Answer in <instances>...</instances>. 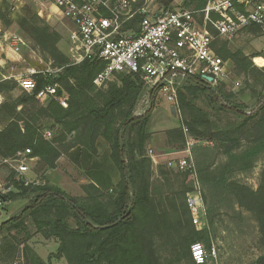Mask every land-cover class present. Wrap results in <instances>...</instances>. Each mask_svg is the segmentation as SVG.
Segmentation results:
<instances>
[{"label":"trees","instance_id":"1","mask_svg":"<svg viewBox=\"0 0 264 264\" xmlns=\"http://www.w3.org/2000/svg\"><path fill=\"white\" fill-rule=\"evenodd\" d=\"M159 1L166 10L175 8L172 0ZM206 3L207 0H182L180 6L202 9ZM141 19L138 16L135 23ZM35 29L34 38L57 62L55 65L63 69L56 75H40L36 92L25 91L8 109L10 121L0 129V156L15 158L29 148L30 157H37L47 169H54L58 159L66 154L91 181L83 186L86 199L70 195L58 185L47 182L25 185L14 179L20 192L11 198L0 195L1 200L31 197V201L0 224V235L13 229L24 230L26 220L32 218L38 231L58 240L57 250L50 258H64L68 264H164L163 260L167 264L183 260L194 263L191 245L200 240L209 249L211 245L208 233L195 229L186 202L188 192L195 189L189 179L193 172L175 171L160 164L154 179V163L147 152L156 90L151 92L148 110L134 115L144 90L138 74L115 73L121 76L119 81L98 89L94 79L105 69V62L91 59L70 62L57 46L58 33ZM248 29L260 31L261 26L252 25ZM216 51L224 59L232 60L240 71L258 70L254 68L255 56L242 49L232 51L223 45ZM259 70L264 78V67ZM12 84L16 81H2L0 90L11 89ZM47 84H58L59 94L62 86L67 90V107L51 96L45 98H51L46 104L36 98L38 90ZM201 95L213 109L232 112L241 120L225 127L217 125L211 114L196 103ZM233 98L234 94L226 92L222 85L212 86L200 76H190L178 94L184 124L167 130V141L172 149L184 148L186 126L192 136L215 141L224 148L227 159L217 163L216 147H195L197 175L214 194L227 192L240 207L254 213L260 243L264 245V167L256 190L231 178L233 171L252 167L264 149V91L251 112L245 110L243 103L232 101ZM18 106L22 108L18 110ZM47 130L51 131V138L45 136ZM100 138L110 146V163L98 160ZM115 171L120 174L117 183L113 180ZM13 245L4 242L2 249L7 252L12 248L15 253ZM163 248L170 253L165 255ZM23 252L28 264L41 263L40 256L30 255L32 250L26 243ZM254 264H264V255Z\"/></svg>","mask_w":264,"mask_h":264},{"label":"rangeland","instance_id":"2","mask_svg":"<svg viewBox=\"0 0 264 264\" xmlns=\"http://www.w3.org/2000/svg\"><path fill=\"white\" fill-rule=\"evenodd\" d=\"M181 1L182 0H176L174 6L179 7ZM200 21L202 22L201 17ZM0 25L5 33L11 34L17 32L23 36L28 43V46L22 51L21 59L12 54V51L8 49V47H5L4 50L0 49V55L2 54L3 58L6 59V61L0 65V77L1 74H8L17 70L24 71L27 68L43 67L44 65L37 58L31 56L33 53L40 57L46 64L52 63L51 66L53 67H62L55 65L57 62L41 47L38 43V39L36 40L34 38V36L37 37V33H34V30H36L35 28H40V30L48 29L50 32L58 33L60 36L57 43L58 48L68 57L70 62H73L72 53L70 52L71 41L69 34L71 33V29L72 31L75 29V26L62 10L58 9L57 6L50 1L0 0ZM223 45H228L232 51L242 49L246 54L255 56L253 58L254 68L258 70L252 69L249 72H243L237 68L232 60L225 59L228 62L227 74L222 81L212 86L222 85L226 92L234 94L232 101L243 103L245 105V110L251 112V110L258 105L260 95L264 91V78L259 70L263 68L264 65H259L255 61L257 56L264 58V26H261L260 31L245 29L232 39L218 36L214 42L215 50ZM120 78L121 76L119 74H114L104 85H95L98 89H105L108 87L109 82L119 81ZM24 93L26 92L18 86L17 82L11 89L0 90V129L5 127L10 121V107L14 105L15 101ZM60 95L66 96L69 99V93L63 86ZM50 99L51 98L40 100V102L46 104ZM196 103L208 111L211 114V119L221 127L228 126L233 122H239L241 120L232 112L213 109L209 106L204 95L197 97ZM150 104L151 89L144 84V90L139 98L134 115L137 114L138 106L142 105V108L148 110ZM153 106L150 129L155 130L153 132L156 135L152 136L153 139L150 140V142H153L161 149L163 148V141L166 140L165 131L175 124L180 123L183 125L185 118L180 110L179 101L171 102L162 93L155 96ZM17 108L20 110L22 106H18ZM44 134L47 138H51L52 136V134L50 136L46 133ZM189 138L191 140L190 148L193 155L195 147L209 146L210 148H217V163L227 159V154L223 151L224 148L219 147L215 141L195 135L192 136L190 133ZM187 140L188 138H186L185 147L187 146ZM105 143L106 141L104 144ZM104 144L101 143L100 145L98 160L106 164L107 162H112V160L110 153L107 152V146ZM148 155L152 157L149 152ZM182 156H184V153L179 154L177 158ZM10 159H3L0 156V195H5L9 198L13 197L15 193L20 192L13 181L19 175ZM27 162L29 165L28 177L35 184H45L47 182L53 185H59L62 190L70 195L75 197L83 196L86 198L87 193L84 191L83 186L84 184H88L90 180L85 175L84 170L80 168L69 155H62L58 159L57 167L54 169H47L37 157L27 156ZM263 167L264 149L258 155L252 167L233 171L231 178L235 181L248 184L256 190L261 182ZM171 168L175 171H180L175 166H171ZM198 176L199 174L197 175L196 173V175H191L189 179L193 182L194 188L198 186V182L201 187L206 212V215L202 216L201 223H194L192 212L190 208H188L195 229L206 231L210 240V249L212 250L215 248L216 250V254L209 258L205 264H254L264 255V245L260 243L261 233L254 213L240 207L232 195L227 192L214 194L209 188V185H206ZM156 177L157 173L154 179ZM119 179L120 174L118 171H115V182L117 183ZM30 201L31 197H21L7 201H2L0 198V220H2L0 224L23 210ZM82 202L87 203L88 200H83ZM69 220L70 223L75 226V220L72 217H70ZM25 223L26 228L24 230L17 231L13 229L0 235V264H28L26 259H24L23 252L25 243L28 244L32 250L30 253L31 256L34 257L38 255L41 257V263L50 260V264H68L64 258H50V255L56 252L58 247V240L55 237L47 238L43 232L38 231L32 218H28ZM183 233H185V231ZM4 242H11L14 244V248H16L15 253L11 250L12 248L4 252L2 249ZM199 242H202L205 247L209 249L204 241L200 240ZM10 251H12L13 254H10ZM162 252L165 255L170 253L169 249L165 248L162 249ZM163 262L167 264L166 260H163ZM177 264L197 263L195 261L193 263L192 261L188 262L187 260H183Z\"/></svg>","mask_w":264,"mask_h":264},{"label":"built area","instance_id":"3","mask_svg":"<svg viewBox=\"0 0 264 264\" xmlns=\"http://www.w3.org/2000/svg\"><path fill=\"white\" fill-rule=\"evenodd\" d=\"M48 1L62 10L75 26L70 35L73 62L91 59L106 63L105 69L94 79L96 85H104L115 73H136L151 92L156 90L157 95L162 93L171 102H177L178 94L190 76H200L206 81L207 76H212L213 81H208L212 85L225 78L228 62L214 48L218 36L232 39L252 25L264 26V0H207L202 9L179 6L168 10L159 0ZM138 16L142 19L135 23ZM27 46L23 36L17 32L7 34L0 25V49L8 47L21 59ZM31 56L44 66L1 74L0 82L15 80L24 91L33 94L38 89L40 75H56L63 69L44 63L35 53ZM5 61L1 54L0 65ZM48 96L64 107L68 106V98L59 94L58 84H47L36 93L39 100ZM146 111L140 105L136 115ZM184 132L188 138L187 146L178 152L184 156L171 161L170 166L196 175L187 127ZM46 134L52 133L48 130ZM30 153L28 148L10 159L19 175L16 180L25 185L34 183L28 177L27 156ZM187 204L194 223H201L206 212L199 182L188 192ZM191 251L197 264H205L216 254L215 248L207 249L202 242L193 243ZM41 264L50 263L44 261Z\"/></svg>","mask_w":264,"mask_h":264},{"label":"crops","instance_id":"4","mask_svg":"<svg viewBox=\"0 0 264 264\" xmlns=\"http://www.w3.org/2000/svg\"><path fill=\"white\" fill-rule=\"evenodd\" d=\"M176 1V0H175ZM175 1L174 0H172V2H171V4L172 5H175ZM182 2V1H181ZM177 3V2H176ZM58 8V7H57ZM59 9V8H58ZM71 32H72V29H71ZM71 35V33L69 34V36ZM71 41V40H70ZM71 46H72V44H71ZM70 52H71V47H70ZM256 58H261L263 61H264V58L263 57H256ZM255 58V59H256ZM259 65H264V62L262 63V64H259ZM180 126V123H178V124H175V125H173V126H171V127H169L167 130H169V129H172V128H175V127H179ZM166 130V131H167ZM153 131H155V130H153V129H151V132H152V136H155L156 134H154V132ZM166 131H165V133H166ZM153 139V137L151 138V140ZM106 140L105 139H99V148H100V145H101V143H103L104 144V142H105ZM104 145H106L107 146V152H109L110 153V146H109V144H108V142L106 141V143L104 144ZM108 147H109V150H108ZM185 148V147H184ZM147 149L149 150H147V152H151V158H153L152 160H153V163H154V169H155V171H156V173H157V167L160 165V164H163V163H165V164H167L169 167H171L170 166V162L171 161H173V160H175V159H177V156L179 155V154H182V152H180V153H178L179 151H181V150H183V148L182 149H172L171 147H169V145H168V141H167V136H166V140H164L163 141V148H158V146H156L153 142H150L149 141V143H148V145H147ZM178 154V155H177ZM90 181H91V179H89ZM113 180H115V174H113ZM59 186V185H58ZM0 204H1V202H0ZM0 221H2V220H0ZM1 223V222H0Z\"/></svg>","mask_w":264,"mask_h":264},{"label":"bare ground","instance_id":"5","mask_svg":"<svg viewBox=\"0 0 264 264\" xmlns=\"http://www.w3.org/2000/svg\"><path fill=\"white\" fill-rule=\"evenodd\" d=\"M255 61L258 64H262L264 62L261 58H256Z\"/></svg>","mask_w":264,"mask_h":264},{"label":"water","instance_id":"6","mask_svg":"<svg viewBox=\"0 0 264 264\" xmlns=\"http://www.w3.org/2000/svg\"><path fill=\"white\" fill-rule=\"evenodd\" d=\"M207 80L209 81V82H212L213 81V77L212 76H207ZM122 219V218H121Z\"/></svg>","mask_w":264,"mask_h":264}]
</instances>
